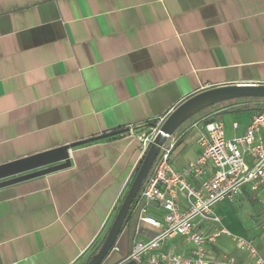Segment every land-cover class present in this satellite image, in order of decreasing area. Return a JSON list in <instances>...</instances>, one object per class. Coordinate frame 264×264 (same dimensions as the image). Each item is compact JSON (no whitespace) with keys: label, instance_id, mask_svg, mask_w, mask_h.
<instances>
[{"label":"crops","instance_id":"crops-1","mask_svg":"<svg viewBox=\"0 0 264 264\" xmlns=\"http://www.w3.org/2000/svg\"><path fill=\"white\" fill-rule=\"evenodd\" d=\"M241 83H264V0H0V165L128 129L73 147L67 168L0 187V264L88 260L142 159L140 134L191 95ZM224 101L176 129L175 169L199 156L204 123L221 119L229 139L246 132L255 111L227 128ZM130 210L101 264H144L125 258L161 229ZM215 210L264 257V185ZM148 211L164 213L154 202ZM209 247L257 264L226 233ZM164 248L193 245L176 236Z\"/></svg>","mask_w":264,"mask_h":264},{"label":"built area","instance_id":"built-area-1","mask_svg":"<svg viewBox=\"0 0 264 264\" xmlns=\"http://www.w3.org/2000/svg\"><path fill=\"white\" fill-rule=\"evenodd\" d=\"M261 102L264 105V99ZM172 111L140 134L142 157ZM234 127H238L236 122ZM199 129L201 152L182 170L175 169L171 160L178 136L169 135L161 146L133 208L140 221L161 230L152 238L135 242L125 260L144 264H242L234 255L219 258L210 249V245H217L219 235L226 233L239 250L247 252L257 264H264L253 240L231 234L215 210L218 202L236 199L243 186L257 190L264 185V107L252 114L243 135L227 138L221 119L206 122ZM192 178L199 183L195 185ZM152 202L163 208L162 217L149 215ZM176 236L193 245L191 254L164 248Z\"/></svg>","mask_w":264,"mask_h":264},{"label":"water","instance_id":"water-1","mask_svg":"<svg viewBox=\"0 0 264 264\" xmlns=\"http://www.w3.org/2000/svg\"><path fill=\"white\" fill-rule=\"evenodd\" d=\"M245 97L264 98V83L226 84L208 87L186 98L173 109L161 126L156 139L146 152L142 164L117 210L101 247L90 259L82 264H100L114 247L132 204L140 192L160 148L167 137L173 134L188 117L205 105ZM120 131H128V129H122L113 133ZM113 133L98 135L76 143L61 145L47 151L1 164L0 187L67 168L71 165L70 149L79 144L104 138Z\"/></svg>","mask_w":264,"mask_h":264},{"label":"rangeland","instance_id":"rangeland-1","mask_svg":"<svg viewBox=\"0 0 264 264\" xmlns=\"http://www.w3.org/2000/svg\"><path fill=\"white\" fill-rule=\"evenodd\" d=\"M251 101H252L251 98L245 97V98L230 99V100H226L223 102V104L227 103V104H224V106H223V107H225V110H229L226 113H224L225 121L227 123V128L231 124V121L233 119H238V121L240 123L244 124V122L247 119L249 111L245 108H242L241 105L245 104V103H249ZM200 115H201V113L195 114L194 116H192V118L193 119L198 118ZM177 132H178V130H176L174 132V134L177 135ZM260 207H261L260 204L257 205V209H260ZM258 242H259V240H258Z\"/></svg>","mask_w":264,"mask_h":264},{"label":"trees","instance_id":"trees-1","mask_svg":"<svg viewBox=\"0 0 264 264\" xmlns=\"http://www.w3.org/2000/svg\"><path fill=\"white\" fill-rule=\"evenodd\" d=\"M263 99H264V98H255V97L252 98V97H251V100H252V101L249 102V103L242 104L241 107L247 109L248 111H258V110H260V109H262V108L264 107V105H263L262 102H261V100H263ZM253 100H254V101H253ZM157 121H158V120H156V121L150 123L149 126L156 124ZM144 156H145V155H144ZM144 156L142 157V159L140 160V162H139V164H138V166H137V168H136V171H135L134 177L136 176V174H137V172H138V170H139V168H140V166H141V164H142V161H143ZM134 177H133V179H134ZM139 194H140V193H138L137 196H139ZM136 200H137V197L135 198V200H134V202H133V204H132L131 209H133ZM131 214H132V211L130 210L129 213H128V215H127V217H126V219H125V221H124V224H123L122 229L124 228L125 224H126L127 221L129 220V218L131 217ZM121 231H122V230H121ZM105 237H106V235L104 236V238H103V239L101 240V242L99 243V245H98V247H97V249H96V252H97V251L99 250V248L101 247V245H102V243H103ZM117 239H118V238H117ZM92 256H93V255H91V256L89 257V259H90ZM100 264H101V263H100Z\"/></svg>","mask_w":264,"mask_h":264}]
</instances>
